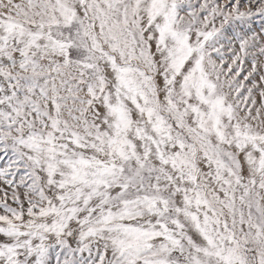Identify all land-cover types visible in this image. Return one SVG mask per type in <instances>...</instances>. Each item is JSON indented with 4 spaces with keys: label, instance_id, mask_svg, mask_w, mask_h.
<instances>
[{
    "label": "snow or ice",
    "instance_id": "6c2138e0",
    "mask_svg": "<svg viewBox=\"0 0 264 264\" xmlns=\"http://www.w3.org/2000/svg\"><path fill=\"white\" fill-rule=\"evenodd\" d=\"M0 264H264V0H0Z\"/></svg>",
    "mask_w": 264,
    "mask_h": 264
}]
</instances>
